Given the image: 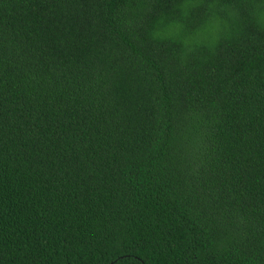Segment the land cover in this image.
<instances>
[{
	"label": "trees",
	"instance_id": "16d2710c",
	"mask_svg": "<svg viewBox=\"0 0 264 264\" xmlns=\"http://www.w3.org/2000/svg\"><path fill=\"white\" fill-rule=\"evenodd\" d=\"M0 264H264V0H0Z\"/></svg>",
	"mask_w": 264,
	"mask_h": 264
}]
</instances>
